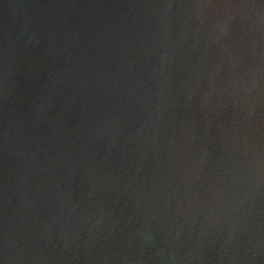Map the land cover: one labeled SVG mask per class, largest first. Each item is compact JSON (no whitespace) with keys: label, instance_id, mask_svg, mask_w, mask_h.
Returning <instances> with one entry per match:
<instances>
[{"label":"water","instance_id":"1","mask_svg":"<svg viewBox=\"0 0 264 264\" xmlns=\"http://www.w3.org/2000/svg\"><path fill=\"white\" fill-rule=\"evenodd\" d=\"M0 264H264V0H0Z\"/></svg>","mask_w":264,"mask_h":264}]
</instances>
